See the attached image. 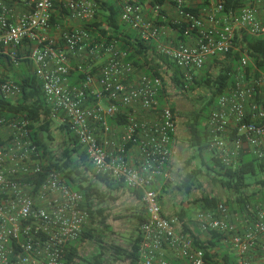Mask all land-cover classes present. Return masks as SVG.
<instances>
[{"label":"built area","instance_id":"obj_1","mask_svg":"<svg viewBox=\"0 0 264 264\" xmlns=\"http://www.w3.org/2000/svg\"><path fill=\"white\" fill-rule=\"evenodd\" d=\"M152 1L118 0L121 22L143 41L154 43L184 81H191L213 59L240 54L234 83L218 97L206 121L209 148L226 166L236 165L243 155L263 159L264 72L255 66L246 71L250 56L237 42L243 34L264 39V0H246L242 9L225 14L213 0L200 9L205 0H166L155 6ZM56 9L64 22L53 25ZM96 14L95 0H0V57L9 58L15 68L30 61L51 119L70 127L95 173L140 192L146 216L136 264H211L195 241L205 242L212 233L231 246L238 264H252V253L264 255V203L248 206L239 215L220 203L197 210L194 222L185 224L164 213L161 190L152 187L159 180L173 181L178 90L168 65L159 64L158 74L139 72L116 43L97 39L83 27ZM160 19L183 26L187 42H178L175 31L158 24ZM52 30L65 49L49 37ZM23 47L29 49L26 57L19 55ZM82 52L87 70L82 64L77 70L85 79L72 85L70 54ZM102 57L107 61L95 64ZM88 92L95 103L89 104ZM0 95L11 101L21 96V88L13 79L5 80L2 72ZM114 117L125 124L110 126L108 119ZM27 126L21 115L0 111V264H63L88 227L89 216L82 208L83 195L61 174L43 173Z\"/></svg>","mask_w":264,"mask_h":264},{"label":"trees","instance_id":"obj_2","mask_svg":"<svg viewBox=\"0 0 264 264\" xmlns=\"http://www.w3.org/2000/svg\"><path fill=\"white\" fill-rule=\"evenodd\" d=\"M97 3V14L94 21L84 24L83 27L96 35L97 39H102L107 43H116L119 49L128 54V61H131L139 72L146 74H158L159 64L169 66L171 71V81L176 90L187 97H190L198 89L210 91L207 98L200 97L196 100V109L185 123L189 135V147L194 151L192 161L200 160L201 166L211 172L215 171L219 177V182L228 192L233 194L225 202L203 195L195 201L197 210L212 209L220 203L236 215L247 211V207L252 208V201H255L256 194H247L252 187V183L247 182V177H257L254 181L259 188L258 192L264 196V158L257 159L252 155H243L236 165L226 166L217 158L214 151L210 150V134L206 127V121L211 110L214 108L219 96L224 94L231 84L240 68L241 56L239 53H229L223 59H213L193 77L191 81H184L181 71L168 58L161 56L154 43L143 41L139 35L129 26L121 22V9L118 0H95ZM166 0H153L152 4L164 5ZM214 4L223 6V13L234 12L242 9L246 5V0H213ZM212 5L205 0L200 3L198 9ZM198 10H195V12ZM61 24V18L52 17V24ZM158 24L176 32L177 40L181 43L187 42L185 28L168 21L158 20ZM238 46L246 49L249 53L251 63L246 71L250 72L254 66L264 72V39H253L243 34L242 39L237 42ZM19 55H21L19 53ZM7 58V57H6ZM9 64H12L7 58ZM23 70L21 73L13 75L15 83L21 88V96L16 101L6 100L0 95V111L14 115H21L28 121V130L31 140L37 146L42 159L43 173L55 171L62 175L64 181L76 192L83 195L82 208L88 213V227L83 231L77 244L70 247L65 256L63 264H77L80 259V246L85 242L94 243L98 246V252L86 261V264H107L105 259L104 236L106 232H111L108 224L110 215L108 206L118 201L120 193L128 192L138 202L141 194L138 191L128 190L119 181H115L105 176L95 173L91 162L79 144L77 137L68 125L59 126L61 143L59 152L53 150L55 138L52 133L54 121L51 119V108L47 105L42 84L35 74L30 72L31 63L28 60L21 62ZM11 66V65H10ZM84 71L87 65L82 64ZM13 67V66H11ZM15 68V67H14ZM215 69L219 72L214 76ZM5 80L9 76H2ZM85 76L77 70L71 71L70 82L72 85H81ZM89 104L96 102L90 95ZM176 110V107L173 106ZM108 124L118 127L125 124V120L119 117L109 118ZM130 147V146H128ZM201 170H193L186 174L178 189L186 195H191L196 185ZM153 190H157L155 186ZM163 190L160 193L162 200ZM141 203V202H140ZM142 205V204H141ZM143 207V206H142ZM136 221L135 236L132 238L128 248L110 247V254L119 264H136L139 259V244L141 241L140 226L145 221V210L136 208L131 215ZM176 217L182 222L193 223V218L185 208H182ZM223 237L216 233L211 234L205 242L195 241L196 247L204 250L206 258L211 264H238L234 254L225 250L222 243ZM174 264H177L176 262Z\"/></svg>","mask_w":264,"mask_h":264},{"label":"rangeland","instance_id":"obj_3","mask_svg":"<svg viewBox=\"0 0 264 264\" xmlns=\"http://www.w3.org/2000/svg\"><path fill=\"white\" fill-rule=\"evenodd\" d=\"M63 23V22H62ZM171 41H174L175 38L170 37ZM6 70L2 73V76H7V73H18L15 69L6 62ZM219 72V69H215L212 73L214 76ZM180 93V94H179ZM210 95V91L206 89H198L190 97L185 96L181 92L177 91V94L174 96V103L177 109L178 114V144L176 145L175 153L173 154L175 169L173 172V181L169 182V186L172 187V194H163V203L167 207H174L175 209H181L180 200H183V203H187L190 206L188 210L189 215L193 218L197 212L198 207L195 204L197 199H200L203 195L209 197H214L221 202H225L228 198H232L233 194L228 192L219 182V177L216 172H211L204 166H201L200 160L192 161V156L195 154L194 151L189 147V135L186 130L185 123L189 120L190 115L196 109V100H200V97L207 98ZM55 142L53 144V150L59 152L61 136L59 131V126L54 123L52 129ZM201 170V173L198 176L196 185L191 195H186L178 189V186L182 183L186 174L192 172L193 170ZM260 176L247 177V182L252 183V187L247 191V194L255 193V201H252V204L264 203V196L262 193L258 192L259 188L255 186L254 181ZM134 206V202L131 199V196L128 192L120 193L118 196V201L114 204L108 206V214L110 215L108 224L111 226L112 231L106 232L104 236V245L107 250L105 251V259L107 264H119L113 260L112 255L110 254V247L116 246L121 248H128L129 244L135 236V227L136 221L131 216ZM225 250L234 254L231 250L229 244H225ZM98 246L94 243L85 242L80 246V259L77 261V264H86V261L89 260L92 255L97 253Z\"/></svg>","mask_w":264,"mask_h":264},{"label":"crops","instance_id":"obj_4","mask_svg":"<svg viewBox=\"0 0 264 264\" xmlns=\"http://www.w3.org/2000/svg\"><path fill=\"white\" fill-rule=\"evenodd\" d=\"M105 1H107V0H105ZM60 14H61V11L59 9H56L53 16L55 18H59ZM61 20H62V22H64L63 19H61ZM170 34L172 35V32H170ZM173 35L175 36V34H173ZM49 37H51L52 39H55L58 42V45L61 46L63 49H65L64 44L61 42V40L59 38V34L57 32H55V30H52L49 33ZM20 54H21V56L26 57L29 54L28 47H23L20 50ZM70 58H71V64L73 65V68H75L79 64H86L88 61L86 59V53L85 52L77 53L75 55L70 54ZM106 61H107V57H102L100 60L96 61L95 64H104ZM6 62H8V61H7V58L5 56L0 57V72H2V73L7 68ZM12 69H15L18 73H21L25 69L29 70L28 68L24 69L22 65L19 68L12 67ZM30 72L32 73V67L30 69ZM7 76H9L10 78H13V73H7ZM175 149H176V147H174V149H173L174 153H175ZM131 158L135 160V148H132V150H131ZM174 163L175 162L173 161L172 170L175 169ZM155 187L157 189H160L161 192L163 190V193H165V194H169V195L172 194V187L169 186V183H165L162 180H159L158 184H156ZM130 196H131L132 201L134 202V206L132 207V209L135 210L136 208H138L139 210H142L143 207H142L141 203L138 202L132 195H130ZM180 201H181L180 204H181L182 208H185V210L188 211L190 209V206L187 203L186 204L183 203V200H180ZM162 208H163L164 213L168 216H176V214L182 209V208L181 209H175L174 207H167L163 203V197H162ZM183 224H185V223H183ZM250 259L252 261V264H264V255L259 251L252 253V255L250 256ZM175 262L177 264H179V262H177V261H175Z\"/></svg>","mask_w":264,"mask_h":264}]
</instances>
